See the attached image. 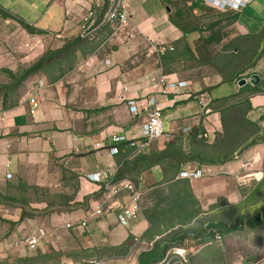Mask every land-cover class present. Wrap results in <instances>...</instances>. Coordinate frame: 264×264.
I'll list each match as a JSON object with an SVG mask.
<instances>
[{"label": "crops", "instance_id": "0c3cea01", "mask_svg": "<svg viewBox=\"0 0 264 264\" xmlns=\"http://www.w3.org/2000/svg\"><path fill=\"white\" fill-rule=\"evenodd\" d=\"M177 1L129 0V25L123 31L116 33L113 24H106L70 48L62 64L21 78L24 68L46 49L78 36L84 12L91 8L101 18L108 0H0V193L17 210L4 217L8 221L0 220V263L12 264L29 253L27 248H9L6 235L45 229L40 242L49 238L53 244L39 243L38 252L50 256L47 264L97 258L93 256L137 264V252L124 258L128 252L117 247L130 235L149 241L165 229L155 231L175 211L164 197L168 185L177 188L187 180L177 177L182 165L220 171L188 180L202 210L198 217L222 208H212L219 199L220 205L242 200L231 188L235 182L244 186L237 178L251 167L252 159L255 168L246 174L262 172L264 144L248 145L264 131V17L249 13L256 0L239 11L208 6L212 11L193 21L198 28L181 23L186 33L172 21L175 11H182ZM208 23L213 24L211 30ZM62 28V37H55ZM212 31L220 39L204 42ZM45 33L50 36L37 45L27 36ZM156 42L166 49L156 51ZM252 73L260 76L257 87L237 85L236 75ZM160 77L186 85L157 92L155 81ZM39 79L45 86L39 92L40 105L31 114L28 95ZM154 94L164 132L174 136L158 138L137 153L127 140L113 143L119 151L112 154V134L143 136L146 101ZM128 99L142 105L138 114L129 111ZM243 119L255 129L246 131ZM185 127L189 129L183 131ZM234 145L232 158L225 161ZM139 153L151 162L134 175L144 192L142 216L123 226L113 213L89 216L101 193L100 185L86 175L98 169L113 173L124 159ZM82 219L86 225L77 226ZM68 221L74 224L67 228Z\"/></svg>", "mask_w": 264, "mask_h": 264}, {"label": "built area", "instance_id": "2783aa9c", "mask_svg": "<svg viewBox=\"0 0 264 264\" xmlns=\"http://www.w3.org/2000/svg\"><path fill=\"white\" fill-rule=\"evenodd\" d=\"M209 7H212L218 11H239L246 7L253 0H200ZM129 0H108V5L105 13L101 18L97 16V13L93 9H88L81 15V20L79 24L78 36L81 38H88L93 35L96 30H99L106 24H113L114 32L119 33L124 30L125 27L129 25L128 16V3ZM65 30L62 28L55 37H62ZM132 33V32H131ZM30 39H34L35 44H42L43 40L50 36L49 33L42 35L37 34H27ZM150 42V38L146 36ZM162 44H154V48L159 53L166 49V46H160ZM44 81L39 79L37 81V86L32 89L28 95V101L31 107L29 112L35 114L37 111V106L40 105L39 92L43 86ZM186 85V81H165L164 78H159L155 81V86L158 89L157 92H168L170 88L179 89V87ZM202 110L205 109V104L202 100L199 101ZM127 106L132 114H138L141 110L142 105L134 100L128 99ZM143 136L141 138H130L128 139L124 135L112 134L111 135V146L109 148L112 154L119 151L118 147L113 144L120 141L127 140V145L131 147L132 153H137L147 149L152 141L158 138L170 139L174 135L172 133H166L163 129L162 124V113L161 108L158 105L157 96L154 94L148 98L146 101L145 110V121L142 124ZM189 128H183V131H187ZM236 154H234L235 156ZM220 171L218 169L213 170L211 166L196 167L191 165H182L178 172L177 177L187 180H196L203 178L205 176L217 175ZM117 168L112 173L108 172L106 169H98L97 171L88 173L86 178L96 182L100 185V198L97 200L96 205L94 204L89 211V216H103L106 213H113L118 225H127L130 221L138 219L142 216V199L143 191L139 188L135 180L129 177H116ZM262 172L252 174L250 177H254L258 180L261 177ZM241 184H245L249 181V176L247 174L240 176ZM87 223L86 219L77 221L75 224L77 226H85ZM74 224L73 221H68L64 224L65 227H71ZM45 229H36L29 233L28 235H17L16 233H10L6 236L5 241L9 246L15 248H27L29 253L36 250L39 246L40 239L46 236ZM159 238L156 236L154 239L145 241L139 240L134 237V240L128 250L127 257L133 256L135 252L137 255L152 247L153 242ZM219 234H215V240H221ZM189 253L188 249L184 245H173L169 247L162 259L156 264H188ZM88 264H115L112 259L101 257V258H91L87 260Z\"/></svg>", "mask_w": 264, "mask_h": 264}, {"label": "trees", "instance_id": "16d2710c", "mask_svg": "<svg viewBox=\"0 0 264 264\" xmlns=\"http://www.w3.org/2000/svg\"><path fill=\"white\" fill-rule=\"evenodd\" d=\"M183 4L184 5L176 4V6L179 7V9H181L182 11H178V12L175 11L174 13L175 16L172 17V21L179 28H182L181 27L182 22L187 23L189 26H191V29L198 28L196 26V23H193V21L201 19L200 15L203 14L207 15L208 9L210 8L200 0H190L188 4L187 2L186 3L184 2ZM194 10L199 11L200 14L195 13ZM1 14L6 15L3 12H1ZM234 18L235 15L231 17L232 20H234ZM24 26L29 28L25 24ZM212 26L213 24H209V23L207 25V27L210 30ZM182 30L185 33L188 31L185 28H182ZM82 39L84 38H81L80 36H76L74 39L70 41H66L59 48H56L54 50L46 49L34 63H32L28 68H24V70L22 71L23 76L21 77V74H19V77L24 78L29 74L36 73L48 66H51L53 64L56 65V63L62 64L64 61L63 57L65 56V54L68 53L70 48H74L80 45L82 43ZM219 39L220 38L217 35V33L212 31L208 37L203 39V41L212 42V41H218ZM244 70L245 68L241 69L239 74L241 72H244ZM12 77L15 78V75L13 74ZM234 78L239 80L240 76L236 75ZM246 86L252 89L257 87L255 85L251 86L250 84H246L241 88H244ZM243 122H244L243 123L244 129L246 131H252L255 129L254 125L249 124L246 119H243ZM255 142H261L264 144V131L261 132V135H259L258 139L257 138L253 139L252 141H250V143H248V145L249 144L252 145ZM234 150H235V145L233 146V150L232 148H229V152L228 154H226L225 161L230 160L232 158L230 156H232V152ZM150 165L151 162H149L147 155L139 153L136 155V157L123 160L121 166L117 169L116 177L122 178V177L131 176L129 178L136 180V177H134V175H138L141 170H144ZM261 167H262V175L259 178V180H257L258 182L255 185L256 187L249 193L246 200L245 198H243L241 201L234 203L236 204L234 206L235 207L237 206L236 208H238L239 210L232 211L226 205H220L221 202H219L214 204L212 208L220 207V206H222V208H219L218 211H214V213L212 212V215H210L207 218L198 217V215L201 214L202 210L198 204V200L192 193V189L188 180H182L181 186H177V188H174L176 184L168 185L170 189L166 197H164V199H167V201L169 202V205H167V207H170L171 210H175V211L172 214H169L166 220H163L167 223V226L164 225L165 222L163 223V225L161 224L157 225L155 231L158 232L164 228L165 229L159 234V238H157L153 242L151 248L146 249L139 253L137 257V264H156L158 261L162 259L165 251L169 247L173 245H183L184 240L186 239L197 237V239L200 240L201 244L203 245L208 244L213 240L214 235L216 233L222 237L221 233L223 232L241 229L242 221L244 220L243 219L244 217L247 218V222L244 225L247 224V226L249 227L256 228L257 226L264 224V153H263ZM178 189L184 192L185 194L184 197H181L178 194L179 191ZM3 198L7 199L6 197ZM251 202H253V204H251ZM243 203H245L247 206H244L242 208L241 205ZM258 203H260L261 205L258 206ZM249 209H252V214L247 213L249 212ZM155 216L157 215L155 214ZM188 224H193V225L188 226ZM151 239H154L153 236L151 237ZM133 240H134V236L130 235L127 241L117 248L120 249L122 248V251L124 253L126 251L127 253ZM49 259L50 256L48 254L39 253L37 252V248H36V250H34L31 253H28L25 256L17 257L12 264H47V261H49ZM0 264H9V263L7 262V260H4L1 261ZM79 264H88V263L87 261L84 260L81 261Z\"/></svg>", "mask_w": 264, "mask_h": 264}, {"label": "rangeland", "instance_id": "374dc122", "mask_svg": "<svg viewBox=\"0 0 264 264\" xmlns=\"http://www.w3.org/2000/svg\"><path fill=\"white\" fill-rule=\"evenodd\" d=\"M184 2L185 3L187 2L188 4L190 0H184V1L179 0L177 1V4L184 5L183 4ZM254 4L250 5L252 9L249 10V13L254 14L257 18H262V16L264 17L263 15L264 9L260 10L261 7H264V0H256ZM208 11H212V10L208 9ZM228 39L229 37H227L225 41H228ZM44 86L45 84H43L40 90H42ZM252 161L253 162L251 167L249 169H246V172L241 174L242 176L245 175L246 173L249 175L254 170L253 167L256 164V160L254 161L252 159ZM257 182L258 181L255 180L254 177H249V181H247L245 184H242L244 186H239L235 182L237 186L232 187L231 190L238 192L239 197L242 196L246 200L249 193L256 187L255 185L257 184ZM178 194L181 197L185 196L182 190H179ZM220 200L221 199L218 200V203L221 202ZM142 203H143V199H142ZM251 204H253V202H251ZM224 205L229 207V209L232 211L239 210L238 208H236L237 206L236 207L234 206L236 205L234 203H229L225 201ZM260 205L261 204L258 203V206ZM241 206L243 208L244 206L247 205L243 203ZM15 213H17V210L13 209V206H11L6 201V199L0 196V217H1L0 220L4 223L5 221H8V219L4 217H12V215H14ZM247 213L252 214V209H249V212ZM210 215H212V213H207L206 215H200V216L203 218H207ZM243 219H244L243 220L244 223L242 221L241 229L230 230L221 233L222 235L221 240L213 239L211 242L204 245L200 243V240L197 239V237L184 240L183 245L186 248H188V253H189L188 264H264V224H261L256 228H252L247 226V224L244 225L247 222V218L244 217ZM192 225L193 224H188V226H192ZM41 244L52 245L53 242L50 241L49 238L47 239L43 238L42 243L40 242V245ZM39 247L40 246H38L37 248V252L40 249ZM93 257L98 258V256H93ZM99 258L101 257L99 256ZM124 258H127V254ZM74 261H75L74 263L70 262V264L80 263L79 261L76 260Z\"/></svg>", "mask_w": 264, "mask_h": 264}, {"label": "water", "instance_id": "95a60500", "mask_svg": "<svg viewBox=\"0 0 264 264\" xmlns=\"http://www.w3.org/2000/svg\"><path fill=\"white\" fill-rule=\"evenodd\" d=\"M260 81V76L257 73H252L248 77H241L237 81V85L243 86L246 83H249L251 85H257Z\"/></svg>", "mask_w": 264, "mask_h": 264}, {"label": "clouds", "instance_id": "9594fccd", "mask_svg": "<svg viewBox=\"0 0 264 264\" xmlns=\"http://www.w3.org/2000/svg\"><path fill=\"white\" fill-rule=\"evenodd\" d=\"M10 234V233H9ZM7 236V235H6ZM6 236H5V238H6ZM5 243H6V241H5ZM7 246L9 247V248H15V247H12V246H9L8 244H7ZM127 255H128V253H127Z\"/></svg>", "mask_w": 264, "mask_h": 264}, {"label": "bare ground", "instance_id": "6f19581e", "mask_svg": "<svg viewBox=\"0 0 264 264\" xmlns=\"http://www.w3.org/2000/svg\"><path fill=\"white\" fill-rule=\"evenodd\" d=\"M123 146V145H122Z\"/></svg>", "mask_w": 264, "mask_h": 264}]
</instances>
